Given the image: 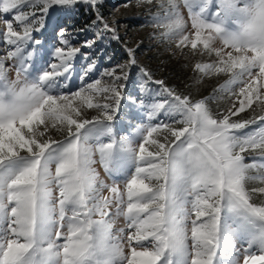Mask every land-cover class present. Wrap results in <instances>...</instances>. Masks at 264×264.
<instances>
[{
	"label": "snow or ice",
	"instance_id": "6c2138e0",
	"mask_svg": "<svg viewBox=\"0 0 264 264\" xmlns=\"http://www.w3.org/2000/svg\"><path fill=\"white\" fill-rule=\"evenodd\" d=\"M98 3L0 0V264H264V0H160L155 38L197 58V82L227 77L200 99L143 67L157 95H125L133 49L93 79L95 41L74 47L58 17ZM122 101L143 123L117 137Z\"/></svg>",
	"mask_w": 264,
	"mask_h": 264
},
{
	"label": "rangeland",
	"instance_id": "374dc122",
	"mask_svg": "<svg viewBox=\"0 0 264 264\" xmlns=\"http://www.w3.org/2000/svg\"><path fill=\"white\" fill-rule=\"evenodd\" d=\"M160 0H99V3L94 10L88 9L87 5L77 4L74 8L66 10L63 14L59 15L58 22L60 27L66 29L72 34L73 46L80 47L85 40H94L95 43L91 49L82 48V52L88 53L93 60L96 61L97 70L93 75V79H100L101 73L105 69H111L117 65H125L129 59L127 49L135 50L137 64L130 68H125L124 71L129 74V82L124 92L125 95H134L139 92L141 95H146L151 91L155 97L157 95L158 86L152 82L143 84L140 77V68H146L153 73L154 79H163L167 85L174 87L177 91L184 94H190L194 99L210 97L213 95L214 90L219 87L227 78L224 75L206 77L197 82L196 75L191 70V64L194 59L191 54L182 56L179 53L173 55L175 51L174 44L167 40L156 39L158 30L151 22V17L160 9L158 7ZM83 8V9H82ZM35 9L28 8L26 11H34ZM87 14H82L83 11ZM63 11V10H62ZM91 11L95 15L91 14ZM187 17L186 9L181 7ZM91 14V15H90ZM97 14L103 16L108 21L111 27L116 28L119 39H113L108 34L98 35V29L93 25ZM10 14L0 13V29H3V20L11 19ZM47 37L51 40V33L46 32L44 35H37V39H44ZM7 50L5 43L0 42V55H3ZM207 59V58H205ZM85 61L80 60L76 63L75 67L79 69L80 64ZM185 65V72L183 75L178 71L176 75H180V80L174 78V70L178 67ZM7 67V65H6ZM172 74V75H170ZM10 78H15L14 71L9 73ZM80 72L75 71L70 81V87L75 90L79 85ZM107 82V78H104ZM143 84V88L141 85ZM209 106L213 111L218 108L227 106V98H221L217 94L215 99L210 100ZM123 111L118 114L115 131L117 137L124 135L131 131L129 121L132 126L143 123L142 120L134 117V111L130 113L129 106L125 101H122ZM94 111H89V118L95 115ZM254 113L250 110L246 113H241V119L252 118ZM159 119L163 120L165 117L161 116ZM256 126H250L249 130L254 129ZM107 142V140H105ZM246 162H250L246 160ZM96 168L100 173L101 179L105 183L111 184L112 180L104 172L101 165L97 164ZM259 186V185H257ZM107 195V190H104ZM125 222L123 218H118L114 223V234H118L116 230L124 227ZM240 246L239 244L237 245Z\"/></svg>",
	"mask_w": 264,
	"mask_h": 264
},
{
	"label": "trees",
	"instance_id": "16d2710c",
	"mask_svg": "<svg viewBox=\"0 0 264 264\" xmlns=\"http://www.w3.org/2000/svg\"><path fill=\"white\" fill-rule=\"evenodd\" d=\"M83 9V8H82ZM87 14V12L84 10L83 12H82V14ZM91 14H93V15H95V13H93L92 11H91ZM90 14V15H91ZM185 65H183V66H180V67H178V69H175L174 70V72H175V75H173L174 76V78H176V79H178V80H180V78H181V74L183 75V72H185ZM178 71V74L180 73V75H176V72ZM170 75H172V74H170Z\"/></svg>",
	"mask_w": 264,
	"mask_h": 264
}]
</instances>
